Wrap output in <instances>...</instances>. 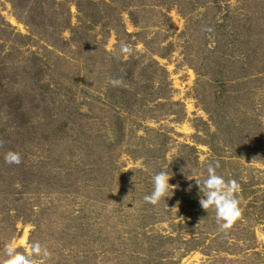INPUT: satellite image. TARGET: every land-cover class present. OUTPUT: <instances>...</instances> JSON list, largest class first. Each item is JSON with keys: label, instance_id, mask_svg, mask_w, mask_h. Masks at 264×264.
I'll list each match as a JSON object with an SVG mask.
<instances>
[{"label": "rangeland", "instance_id": "1", "mask_svg": "<svg viewBox=\"0 0 264 264\" xmlns=\"http://www.w3.org/2000/svg\"><path fill=\"white\" fill-rule=\"evenodd\" d=\"M78 1L52 44L0 0V247L38 242L33 264H264V81L237 79L264 66V0H92L85 26ZM210 161L237 185L226 228L191 180ZM162 170L172 190L146 203Z\"/></svg>", "mask_w": 264, "mask_h": 264}, {"label": "clouds", "instance_id": "2", "mask_svg": "<svg viewBox=\"0 0 264 264\" xmlns=\"http://www.w3.org/2000/svg\"><path fill=\"white\" fill-rule=\"evenodd\" d=\"M120 51H128L127 45L122 44ZM109 85L117 87L122 82L119 79H109ZM4 162L7 164H19L20 156L17 153L8 152L4 156ZM219 164L210 161L205 165L206 175L200 178H193L198 193V203L204 210L209 208L215 211V219L221 228H226L236 217L239 216L238 199L235 195L237 185L235 181L225 180L217 174L216 169ZM188 178V177H187ZM170 179L167 171L155 173L152 178V191L145 195L143 200L146 203L156 205L161 198L167 197V193L172 190L168 183ZM0 254L5 259L3 264H33L34 257H47V249L42 248L38 242H32L30 245V254H23L16 251L15 244L10 242L0 247Z\"/></svg>", "mask_w": 264, "mask_h": 264}, {"label": "trees", "instance_id": "3", "mask_svg": "<svg viewBox=\"0 0 264 264\" xmlns=\"http://www.w3.org/2000/svg\"><path fill=\"white\" fill-rule=\"evenodd\" d=\"M14 13L18 20H21L29 29L30 36L27 37V40H31V38L36 35L40 39L53 44V39H55L56 34H61L65 30H69L70 28V10H68L67 14H63L62 16L59 13V7H65L67 6L68 9V0H63V2L57 3L55 0H10ZM215 5V3L213 2ZM93 6V1H78L76 2V7L78 11V19L80 20L82 26H85L87 24L94 25L96 24L95 18H90L87 11H85L83 8H89ZM229 14L227 13L225 15V18H228ZM244 18H246V23L251 22V17L249 15H245ZM227 20V19H226ZM7 29L10 26L5 25L3 23H0V29L1 28ZM3 28V29H4ZM250 28V27H248ZM72 31V32H71ZM72 33V42H75V37L88 35L89 31L84 30L81 34V26L76 29H71ZM234 30H231L230 32L233 33ZM234 36L240 37L242 41H245L244 45L246 44V50L244 54V61H247L250 51L247 49L248 44H250V37H243L240 34L233 33ZM246 35V34H245ZM242 45V46H244ZM243 76L237 78L238 80L247 81L251 78H254L258 81H264V66L262 68H259L253 72V74L250 73V70H248V67L245 65L243 66L242 70ZM215 83L218 85H224L228 80H226V76H224L222 71L217 72L216 74ZM262 91L263 88H261ZM134 249V248H133ZM132 248H128V250H124L123 254H128L132 257L141 255L140 252L133 250Z\"/></svg>", "mask_w": 264, "mask_h": 264}]
</instances>
